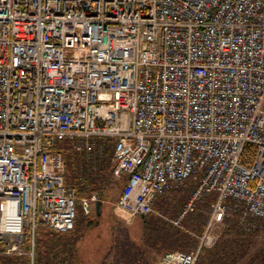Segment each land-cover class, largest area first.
<instances>
[{
    "label": "built area",
    "instance_id": "obj_1",
    "mask_svg": "<svg viewBox=\"0 0 264 264\" xmlns=\"http://www.w3.org/2000/svg\"><path fill=\"white\" fill-rule=\"evenodd\" d=\"M64 139L81 171L114 142L129 219L185 229L214 195L196 245L157 264H196L220 225L264 228V0H0V254L34 264L37 226L70 231L99 199L65 184ZM187 182L163 214L159 199Z\"/></svg>",
    "mask_w": 264,
    "mask_h": 264
},
{
    "label": "trees",
    "instance_id": "obj_2",
    "mask_svg": "<svg viewBox=\"0 0 264 264\" xmlns=\"http://www.w3.org/2000/svg\"><path fill=\"white\" fill-rule=\"evenodd\" d=\"M106 143L108 147L98 168L88 171L80 170L83 157L73 149L71 140L64 139L55 144L54 148L64 155L65 184L75 189L77 199L89 197L93 192H97L99 199H103L102 197L108 193L104 190L111 182V157L114 142L108 140ZM255 153L256 146L253 143H247L240 161L250 165ZM118 183L122 184L121 181ZM213 199L212 194L199 203L209 207ZM178 210L171 216H176ZM80 214L81 212L77 210L75 225L67 232L54 231L44 224L37 226L34 264H82L77 255L76 244L82 238L84 230L93 225V218L90 214L81 217ZM93 215H96L95 210ZM190 215L183 222L185 229L177 228L153 213L144 216L136 215L141 225L139 237H131L127 230L122 231V228H116L122 236L115 240L117 247L111 264H157L162 253L167 250H190L197 241L191 232L200 233L203 230V225L192 220ZM223 230L229 235L234 234L235 238H229L227 235L226 238L218 239L212 247L204 248L196 264H264V243L251 251L254 233H243L234 224L224 226ZM0 264H29V261L26 257L0 254Z\"/></svg>",
    "mask_w": 264,
    "mask_h": 264
},
{
    "label": "rangeland",
    "instance_id": "obj_3",
    "mask_svg": "<svg viewBox=\"0 0 264 264\" xmlns=\"http://www.w3.org/2000/svg\"><path fill=\"white\" fill-rule=\"evenodd\" d=\"M122 184L118 181L111 180L109 186L104 190L106 193L102 201L100 214L93 215V209L90 215H92L93 225L86 228L83 232L82 238L77 241V255L82 261V264H111L115 254V240L122 236V233L117 232L116 228H122V231L127 230L131 237H139L140 222L137 216L129 219L126 214L121 210L116 209L115 202L119 194ZM192 183L187 182L186 186L171 190L157 203V208L162 211L163 214L168 217L171 216L177 209L181 207L183 202L189 198L191 194ZM101 197V195H100ZM203 200H200L202 202ZM198 202L196 210L191 213V219L202 224L208 214V207ZM81 211V209H79ZM85 214H80L84 216ZM172 217V216H171ZM120 233V234H119ZM219 233L218 239L226 238L227 234L223 230V226L217 229ZM230 237H234V234H230ZM217 239V240H218ZM254 243L252 250L259 248L264 243V228L258 230L253 236ZM81 264V263H80Z\"/></svg>",
    "mask_w": 264,
    "mask_h": 264
},
{
    "label": "water",
    "instance_id": "obj_4",
    "mask_svg": "<svg viewBox=\"0 0 264 264\" xmlns=\"http://www.w3.org/2000/svg\"><path fill=\"white\" fill-rule=\"evenodd\" d=\"M101 203H102L101 200H96L95 202L94 209H95L96 215L100 214ZM141 216H143V214Z\"/></svg>",
    "mask_w": 264,
    "mask_h": 264
},
{
    "label": "bare ground",
    "instance_id": "obj_5",
    "mask_svg": "<svg viewBox=\"0 0 264 264\" xmlns=\"http://www.w3.org/2000/svg\"><path fill=\"white\" fill-rule=\"evenodd\" d=\"M99 200V199H98ZM94 206H95V204H94Z\"/></svg>",
    "mask_w": 264,
    "mask_h": 264
}]
</instances>
